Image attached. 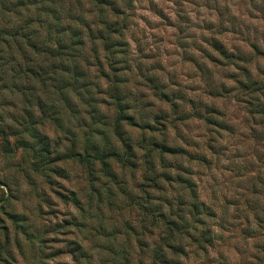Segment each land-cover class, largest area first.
<instances>
[{
	"label": "rangeland",
	"instance_id": "374dc122",
	"mask_svg": "<svg viewBox=\"0 0 264 264\" xmlns=\"http://www.w3.org/2000/svg\"><path fill=\"white\" fill-rule=\"evenodd\" d=\"M32 4L0 0V264H264V0Z\"/></svg>",
	"mask_w": 264,
	"mask_h": 264
},
{
	"label": "trees",
	"instance_id": "16d2710c",
	"mask_svg": "<svg viewBox=\"0 0 264 264\" xmlns=\"http://www.w3.org/2000/svg\"><path fill=\"white\" fill-rule=\"evenodd\" d=\"M25 2H26V8H28V4H31L32 7H34V5L32 3H34L38 6L37 8H35V10L37 11L36 15H39V16H42V15H50L51 16V15H53L54 16V17H52V19H55V20H53V22H55V23L52 24V23L48 22V24H47L48 27L53 26V27H55L56 30H58V29L61 30L62 33L64 32L63 26H69L70 27V25L68 23H66V24L62 23V22H60V19H59V15L61 13L59 11L60 10L63 11V0H35V1L25 0ZM55 13H57L58 17L55 15ZM74 17H76V16H74ZM68 18H70V17H68ZM74 30H75V28L69 30L72 33H74L73 36H75V32H73ZM26 42L30 48L37 50V48L35 47L36 45L33 43V42H35L36 44H38V41H36L35 38H31L30 36H28V37H26ZM76 42H78V41H76V39H74V38L69 39L70 44L67 45V48L65 50L69 49V51H70L73 48V46L75 49ZM54 44H55V49L53 51H51L49 46H46L44 43H42L41 48L45 49V51H47L49 53V56L61 57L62 53L64 52L63 49L65 47L62 45V43L59 39H56L54 41ZM60 66L63 67L64 64L60 63ZM194 206L195 205H193V207ZM157 260H159V259H157Z\"/></svg>",
	"mask_w": 264,
	"mask_h": 264
}]
</instances>
